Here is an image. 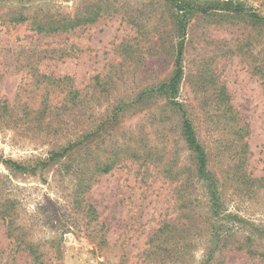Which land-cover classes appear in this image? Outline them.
I'll return each instance as SVG.
<instances>
[{
    "label": "rangeland",
    "instance_id": "1",
    "mask_svg": "<svg viewBox=\"0 0 264 264\" xmlns=\"http://www.w3.org/2000/svg\"><path fill=\"white\" fill-rule=\"evenodd\" d=\"M91 1L0 0V106L5 101L15 109L13 118H0V264H32L23 245H15L16 235L38 244L43 264H155L154 255L143 251L165 222L186 223L190 229L174 254L177 264H201L207 195L195 179L185 188L198 213L188 218L174 190L178 181L164 176L172 158L174 166L193 169L179 137L178 117L172 113L161 120L165 97L121 110L112 126L100 125L118 102L170 76L182 39L171 7L166 0H114L118 10L69 32L44 33L31 24L36 16L71 15ZM233 1L264 16V0ZM18 12L27 19L7 20ZM183 40L176 100L207 151L224 211L236 215L227 224L237 231L230 242L242 240L253 224L263 229L255 237L262 250L264 179L253 180L264 178V24L243 13H194ZM42 74L70 76L73 88L84 95L77 108L61 112L60 121L51 117L55 132L18 120L24 107L42 106L43 90L35 87ZM97 74L110 77L109 84L96 86ZM63 95L53 96L52 104L59 107ZM98 126L103 128L98 136L50 159L53 151ZM114 153V166L99 171L102 160ZM133 153H145L146 165ZM9 160L26 170L15 169ZM4 200L14 202L19 227L13 236L2 219ZM213 264H264V259L230 248Z\"/></svg>",
    "mask_w": 264,
    "mask_h": 264
},
{
    "label": "trees",
    "instance_id": "2",
    "mask_svg": "<svg viewBox=\"0 0 264 264\" xmlns=\"http://www.w3.org/2000/svg\"><path fill=\"white\" fill-rule=\"evenodd\" d=\"M166 1V3H168L171 7L169 9H171L173 12H171L172 23H177L179 35L182 36V39L178 40L176 43L177 48L175 61L170 76L167 78V80L160 81L158 84H151L141 89L134 98L128 101L122 100L118 102L112 109L114 112L112 116L106 119V121L100 125H103L104 127V124H111L112 126L121 110L131 108L132 106L138 105L139 103H143L145 101L147 102L154 97H165V101L161 105L163 114L161 120L164 121L168 119L172 113L178 117L177 125L179 127V137L184 142L185 148L188 149L191 155L190 158L192 160L191 163L193 164V169L188 167L185 171L184 169H186V165L183 167H176V163L174 166V158H172L167 160L165 164L166 171L164 170L165 174H163L166 177H173L178 181L174 190L177 198L180 200V205L186 208V210L184 209L183 211L185 215L187 214L186 217L188 218H196L195 216L198 213L194 209H191V205L189 204L192 202L191 199L185 196V188L189 186L193 179H195L197 182L203 185L207 195V205L205 211L206 220L204 221L203 218V220H201V224L206 223L204 231L206 230L205 232L208 235L206 236V249L201 264L215 263L222 251L230 248L237 250L244 249L250 256H257L260 259H264V248L261 250V246L255 241V237L263 230L260 226L251 224L252 231L246 235L243 234V236H241L242 240L236 241L235 244L230 242L229 238L237 235V231L232 232V229L227 224L230 219L234 220L236 215L224 211L225 209L223 208V201L220 198V183L218 182L216 175L208 167L207 151L196 135L193 122L188 117H186V112L182 108V103L176 100V95L178 93L183 74L181 62L184 47L183 36L186 32L189 16L194 13H200L206 16L216 14L224 17L226 15H238L243 13L251 18L254 22L262 24H264V16L257 14L256 12L244 7L239 3H235L233 0H222L209 3L207 5L194 4L188 0ZM118 6H120V4L114 0H104L100 2L95 0L91 1V3L88 4L85 9H78L71 15L59 14L53 17L49 15L36 16V18L31 21V24L37 31L44 33L69 32L87 23H92L105 14H109L112 11L118 10ZM4 19H6V17H4ZM26 19L27 17L22 12L15 13L7 18L9 22H21ZM72 80L73 79L70 76L55 78L51 75H40V79L35 82V87L37 89L41 88L43 90V98L41 101L42 106L38 107L37 109L24 107V109H21L22 112L19 115L18 120L25 123L29 122L28 124L31 125L33 123L34 127L47 129L49 132H55L58 130L56 129L58 127H53L51 117L53 116L60 121L59 116L61 115V112L69 108L75 109L78 107L79 103L83 101L84 95H82L80 90L73 88ZM94 80L95 85L99 86L101 84H109L111 78L109 77L107 80H105V76L97 74L94 76ZM94 88L96 89V87ZM55 90L58 91L55 93L56 95H53L55 97L60 95V93H64L61 105L59 107L53 105L51 100L53 97H51V95L53 92H55ZM230 108L231 107L228 106V109L226 108L224 112ZM78 111L80 112L81 108ZM14 112L15 109L13 106H9L5 101L2 102V106H0V118L11 119L13 118L12 116ZM99 126L94 131H89L87 133H83V135H80L81 137L78 142H69L68 145L63 147L60 151H53L50 155V159L56 160L62 156H66L69 154L67 152H69V150H71L73 147H76L80 143L89 141L92 138L98 136L100 129H103ZM243 129V127H240L238 130H236V132L239 133ZM143 154L145 153H133V156H135L137 159H143ZM115 158L116 154L114 153V155L108 156L105 160H102L98 170L107 172L114 166ZM8 162L15 169L26 170L25 167L20 166L14 161L9 160ZM146 162L147 160L144 157L143 161L140 163L146 165ZM172 174L174 176H172ZM263 179L264 178H259L254 179L253 181H261ZM2 219L6 223L8 234L13 236L11 234H13L14 229L19 227V225L16 223L13 201H2ZM236 221L241 220L237 219ZM176 226L177 227L174 226L173 222H165L160 227L155 229L153 234L147 240L149 246L146 251H143V253L147 257L148 255L149 257L154 255V257L151 258L156 259L155 264L158 262H170L171 264H177L178 258L174 257V254L178 249L180 239L185 240L187 237L184 236L183 233L190 229L186 223L176 224ZM202 227V225L197 227L198 235H200V232L203 230ZM171 230H176L177 232H180L181 235L178 234L179 236H175L174 234H171ZM14 237H16L14 238L15 245L17 247H21L23 245V248L28 252L32 264H43V261L41 260L42 254L38 251L37 243L26 239L24 240L23 237L18 235Z\"/></svg>",
    "mask_w": 264,
    "mask_h": 264
}]
</instances>
